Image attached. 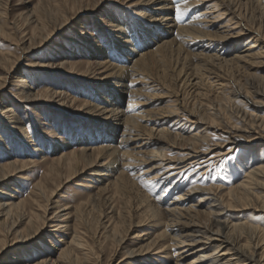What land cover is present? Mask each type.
<instances>
[{
  "label": "bare ground",
  "instance_id": "1",
  "mask_svg": "<svg viewBox=\"0 0 264 264\" xmlns=\"http://www.w3.org/2000/svg\"><path fill=\"white\" fill-rule=\"evenodd\" d=\"M99 1H91V5L95 7ZM128 1L129 7L137 8L135 22L123 21L117 15L113 16L112 21V26L117 29L115 40L121 41L119 48L125 52L123 57L120 56L121 62L115 64L108 58V53H103L99 61L84 63L87 73L86 79H82L94 86L100 101L93 105L84 104L89 113H97V118L88 117V120L80 122H83L84 127L87 126V130L90 127L92 130H102L111 143L91 148L90 142L84 139L80 141L82 146L79 149L61 152L62 155L56 157L58 169L64 173L66 171L65 183L103 160V169H98L95 174L100 182L106 181V176L111 174L115 196L121 208L114 215L111 211L110 217L103 216L104 211L100 210L102 213L99 218L91 216L89 221L83 219L82 209L77 210V221L85 223L86 233L92 237L93 245L81 235L79 229H74L70 234L73 235L71 241L60 252L57 261L59 264H89L92 257L100 260L103 254L100 241L96 240L99 236H105L104 239L113 247L107 264H111L115 256L122 253L124 258L121 263L135 264L138 255H150L153 251L166 259L173 252V258L167 264H264V228L243 218L230 219V216H234L231 211L239 209L256 208L264 212V157H258V165L250 166L245 179L225 193L214 185L193 186L184 191L182 185L179 186L180 181H171L172 177L182 175L190 167L208 168L219 157L230 154L242 142L237 132L264 130V117L237 108L236 113L241 114L243 125L230 127L236 132L230 133L228 141L233 147L225 151L224 144L212 141L215 135L210 133L212 129H218L217 123L222 120L225 111L231 113L230 116L234 114V98L264 107V74L261 73L264 66V29L254 20L257 11L254 4L264 13V0H214L210 4H207L210 0H191L175 7L171 6L169 0ZM78 5L79 2L74 7ZM203 6L205 8L200 10ZM177 7L183 13L182 16L192 11L195 14L193 20L178 26L175 23L179 18ZM242 8H246L247 15L242 14ZM3 12H0V16ZM174 12L177 15L175 19L172 17ZM226 19L228 21L224 23ZM41 20L31 21L33 28L30 33H25L15 23L10 27L11 32L20 35L17 43L24 55L44 45L54 35L56 29L51 34L43 33L49 29ZM69 20L66 18L63 23L60 22L59 28L64 27ZM24 22L26 25L31 24L28 19ZM215 23H223V26ZM247 30L250 31V38L246 42L249 47L227 59L233 53L230 49L234 48L230 38L235 37L236 43H239ZM131 35L136 39L133 40ZM0 36L11 38V34L6 33L1 24ZM169 37L171 39L166 40ZM204 42L207 45L203 47ZM151 45L156 48L153 50ZM98 51L105 50L101 48ZM8 56L0 52V69L12 75L15 60L19 57L13 61ZM133 58L135 60L132 61ZM124 60L127 62L123 63ZM246 60H252V64H247ZM243 62L244 65L241 64ZM217 64L220 68L236 65L239 70L250 67V71L244 80L216 75L214 82L208 81L206 74L211 70L210 67ZM37 66L39 63L34 60L28 65L31 69ZM15 79L20 83L19 95L23 99L29 100L35 96L27 88L26 80L16 76ZM1 80L0 99L5 102L0 103V124H5L10 134L23 138L21 132H26V128L15 113L16 109H12L16 108V103L5 99L7 80ZM215 82L220 92H215L210 98L198 99L204 87L206 93H214ZM227 91L230 93L228 97ZM46 94L49 99L63 100L60 104L58 102V107L68 101L77 102L61 91H47ZM252 94L259 101H253ZM161 99H169L168 104L158 109L153 117V110L149 106ZM7 103L13 104V107L9 109ZM124 104L126 107L123 108ZM171 118L175 120L169 124ZM0 143L3 144L1 135ZM56 146L57 152L68 144L62 143L59 149ZM255 151L253 149L250 152L251 162L256 159ZM31 165H35V162L28 159L0 164V185L16 175L29 181L31 177L22 173ZM93 180L97 178L93 177ZM63 184L62 177L50 189L44 182L35 183L32 194L38 201L34 200L35 210L31 208L29 211L25 210L24 200L15 201L14 196L3 191V199L0 200V263L17 261L13 258L2 260L9 252H15L23 242L25 244L42 233L47 225L56 228L55 231H68V225L64 224L69 213L61 215L65 211H61L63 206L59 205L50 218L38 213H47L48 208L55 204L54 198ZM162 188L164 190L160 191ZM195 198L196 202L193 201ZM107 217V221L103 222ZM150 223H154L155 235L152 237L154 232L151 235L148 233L150 240L146 245L139 249L123 247L124 240L135 228ZM22 224L26 228L21 231L19 227Z\"/></svg>",
  "mask_w": 264,
  "mask_h": 264
},
{
  "label": "rangeland",
  "instance_id": "2",
  "mask_svg": "<svg viewBox=\"0 0 264 264\" xmlns=\"http://www.w3.org/2000/svg\"><path fill=\"white\" fill-rule=\"evenodd\" d=\"M91 1L96 2L99 0H0V12L2 13L4 11L0 16V24L4 27L6 33L11 34L10 39L0 36V52L9 55L8 57L13 61L19 57L15 60L14 72L12 75H7L0 69V79H2L1 82L7 80L4 91L6 101H13L16 103V108H12L13 104L11 103H7L6 106L9 109H16L15 113L19 115L26 128V132H21L23 138H18L10 134L8 129L5 128V124H3V126L0 124V135L3 137V144L0 143V164L4 165L9 161H26L27 159L35 162V165H31L27 171L22 173L31 177L29 181L19 178L16 175L8 182L0 185V200L3 199L2 194L6 191L8 194L10 193V196H14L13 198H15V201L24 200L25 210L29 211L31 208L35 210L36 204L34 200H38L36 196H34L35 194H32L34 184L37 182H44L48 189H50L54 188L55 184H57L62 177L64 184L57 192L58 195L54 198L55 204L48 208L47 213L40 211H38V213H41L43 217L50 218L53 216L54 211L58 210L59 205L63 206L61 211L65 210L61 215L69 213V215H67V222L64 224L68 225V231H65L66 233L64 230L55 231L56 228L52 229V227H49L50 225H47V227L45 226L42 233L40 232L25 244H23V242L17 247L15 252H9L7 257H3L2 261H5L6 258L17 260L13 262L8 261L9 263L12 262L11 264H43L45 262L59 264L57 260L60 252L68 246L73 236L70 234L74 229H79V231L82 232L81 235L85 236V239L93 245L92 237L89 233H86L85 223L81 220L77 221V210L82 209L84 212L83 219L89 221L91 216L99 218V214L103 211V216L106 215L110 217L112 216L110 213L111 211L114 215L115 211L118 212L121 208L115 196V188L113 186L114 179L111 174L106 176L107 179L104 182H100L95 174L98 169H103L101 167L103 160H99L96 165L86 168L81 175L79 174L69 183H65L66 171L65 173L61 171L58 169L59 167L57 165V160L62 153H69L79 149V147L82 146L80 141L84 139L90 142L89 147L91 148L101 147L111 143L102 130L96 128L92 130L90 126L87 130V126L84 127L83 125L85 119L88 120V117L90 119L91 117H96L97 114L95 112L89 113V110L84 107V104L89 103L93 105L100 101V99L97 98V91L94 89V86L82 80L86 79L85 73H87L85 72L86 67L84 63L87 61H99V59L102 58L100 55L103 53H108L107 56L113 63L119 64L121 62V57L125 55V52L120 49L121 47L119 45H121V41L115 40L117 29L112 26L113 16L117 15L121 17V20L124 21L125 19L126 22L133 23L135 22L134 17L136 16L137 8L129 7L128 5L130 3L128 0H100L95 4V7L91 5ZM170 1H172V3ZM190 1L191 0H169V3L171 6L175 7L182 6L184 4L181 3ZM77 2H79L80 5L75 8L74 6H76ZM213 2L214 0H210L207 1V4ZM79 8H81L80 11L77 10ZM204 8L203 6L200 10ZM254 8L257 10L255 11L254 20L262 25L264 29V13L260 11L256 4H254ZM248 10L252 11L251 9ZM246 11V8H242L243 15H247ZM190 12L192 11L184 13L182 17L178 14L179 18L175 23L178 26L190 23L195 16L193 12ZM176 16L174 12L172 17L175 19ZM246 17L248 18L249 16ZM66 18L70 20L64 27L59 28ZM27 19L31 24L26 25L24 21ZM35 19H42L41 21H44L47 29H49L43 32L45 35L51 34L54 29L56 30L53 32L54 35L50 38L51 40L24 55L17 43L20 35L13 31L11 32L10 27L15 23L18 24L20 29L24 30L25 33H30L32 32L31 28H33L31 21ZM55 20L59 22L57 23ZM226 21H228V19L224 20V23ZM215 24L223 26V23ZM231 27H233V25ZM247 28L249 29V24H247ZM223 30L225 31V29ZM246 32L247 34L239 43H236L237 40L235 37L230 38V44H232L234 48L230 49L233 53L229 58L227 57V59L240 54L241 50L249 47L246 42L250 38V31L247 30ZM131 37L133 40L136 39L134 35H131ZM168 39L170 40L171 38L169 37L166 40ZM234 43L236 44L234 45ZM206 45V42L202 43L203 47ZM137 46L138 44L136 47ZM151 46L153 50L156 48L155 45ZM101 48L105 51H98ZM33 60L39 63V66L31 69L28 65ZM133 60L135 59L133 58L132 61ZM246 61L247 64H252V60ZM124 62L127 61L124 60L123 63ZM132 64L133 62H131L130 65ZM241 64L244 65L245 63L243 62ZM210 68L211 70L206 74V78H208V81L210 80L213 82L215 80L214 76L216 75H224L227 79L231 80H244V77H247V72L250 71V67L239 70L236 65L220 68L219 64H217V66ZM261 70V73L264 74V66ZM30 71L34 72L31 73ZM15 76L26 80L27 88H29L30 92L35 96H32L29 100L23 99L19 95L20 83L16 81ZM216 83L217 82L213 85L215 86L214 93H206L207 90L204 87L202 88L203 90H200L201 96L199 95L198 99L200 98V100H202L205 97L208 98L212 96L215 92H220ZM47 91L64 92L70 99H76L77 102L67 100V104L65 103V105L58 107V102L60 104L63 100L60 98L57 100L49 99L46 94ZM228 92L229 91L226 92L227 97L230 95ZM251 97L253 101H259V98L254 94H252ZM168 100L169 99H161V101H156L149 106V109L151 111L153 110V117L158 109L168 104ZM232 100L233 106H231L232 109H235L234 114L230 116L231 113L225 111L222 114V120H219L217 123L218 129H212L210 131L211 135H215L212 141L224 144L225 151L229 150L232 146V143H228L230 133H236L232 131L230 127L243 125V121H241L240 118L241 114L236 113L237 108L247 111L248 114L264 117L263 106L256 107L251 103L246 104L244 101H239L236 98ZM2 102L4 103L5 101L0 99V103ZM125 104L122 105L123 108L126 107ZM82 120L83 122H80ZM174 120L175 118H171L169 124H172ZM199 129L200 128L196 129V131ZM237 133L242 137L240 145L234 147L227 156L219 157L213 161L208 167L210 169L203 168L202 166L198 168L190 167L182 175L172 177L171 181H180L179 186L182 185L184 191L193 186L209 187L214 185L215 187L221 188L222 192L225 193L229 188L238 185L245 179L250 166L254 164L258 165V157H264V130L251 129L249 131H240ZM64 142L68 144V146L56 152L55 146L57 145L56 147L59 149ZM253 149L256 150L254 153V159H256L254 162H251L250 152ZM56 157H58L57 160ZM199 168H201V170ZM93 177H96L97 180H93ZM163 190L164 188L160 189V191ZM155 198L157 199L158 197L155 196ZM193 201L196 202L197 198L193 199ZM100 210H102V212ZM255 210L258 209L251 208L243 211L241 209H239V211H231V214H234V216H230V219L236 220L237 218H243V220L252 221L254 224L264 228V212L261 213L258 210L256 213L254 212ZM252 214L256 216H251ZM108 217L105 218L103 222H106ZM153 225L154 223H150L148 226L135 228L124 240L123 247L139 249L141 246L146 245L150 240L148 239L149 234L151 235V233L154 232ZM25 228V225L22 224L19 230L22 231ZM102 232L103 231H101L100 234L103 235ZM104 235H106V233H104ZM154 235L155 232L152 233V237ZM104 238L105 236H99L96 240L100 241L103 256H101L98 261L92 257L89 264H107L109 262V256L113 247ZM13 239L12 236L11 240ZM242 242L244 243L245 241L243 240ZM156 253L158 252L153 251L150 255H138L135 264H167V261L173 258V252L167 259L163 255H158ZM261 254L262 249L259 250V258ZM123 258V253L118 254L111 264H128L126 262L121 263ZM190 259L191 258H189V260Z\"/></svg>",
  "mask_w": 264,
  "mask_h": 264
},
{
  "label": "snow or ice",
  "instance_id": "3",
  "mask_svg": "<svg viewBox=\"0 0 264 264\" xmlns=\"http://www.w3.org/2000/svg\"><path fill=\"white\" fill-rule=\"evenodd\" d=\"M176 12L179 14V15H183V13L180 11V8L179 7H177V9H176Z\"/></svg>",
  "mask_w": 264,
  "mask_h": 264
}]
</instances>
